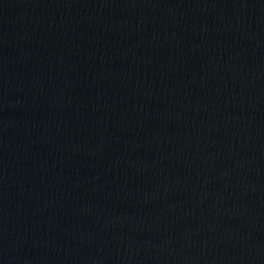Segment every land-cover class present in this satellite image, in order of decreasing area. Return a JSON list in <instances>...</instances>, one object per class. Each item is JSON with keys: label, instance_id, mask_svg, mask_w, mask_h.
<instances>
[{"label": "water", "instance_id": "1", "mask_svg": "<svg viewBox=\"0 0 264 264\" xmlns=\"http://www.w3.org/2000/svg\"><path fill=\"white\" fill-rule=\"evenodd\" d=\"M0 264H264V0H0Z\"/></svg>", "mask_w": 264, "mask_h": 264}]
</instances>
